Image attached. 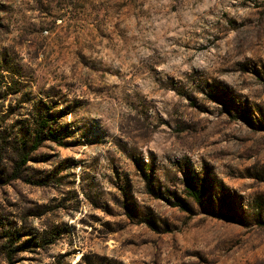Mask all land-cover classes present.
Here are the masks:
<instances>
[{"label": "rangeland", "instance_id": "374dc122", "mask_svg": "<svg viewBox=\"0 0 264 264\" xmlns=\"http://www.w3.org/2000/svg\"><path fill=\"white\" fill-rule=\"evenodd\" d=\"M262 222L264 0H0V264H264Z\"/></svg>", "mask_w": 264, "mask_h": 264}, {"label": "trees", "instance_id": "16d2710c", "mask_svg": "<svg viewBox=\"0 0 264 264\" xmlns=\"http://www.w3.org/2000/svg\"><path fill=\"white\" fill-rule=\"evenodd\" d=\"M47 125V121L45 119H41L40 120V129L37 130V134L35 137V144H34V148L35 146L38 145V142L41 140V133L42 130L45 126ZM27 160V156L26 155H22L21 161L23 163H25ZM188 192L189 194L192 196V198L194 199L195 202L201 204L202 203V194H203V187H199V188H195V187H191L190 185L188 186ZM261 222V221H259ZM262 224H264V222H262Z\"/></svg>", "mask_w": 264, "mask_h": 264}]
</instances>
